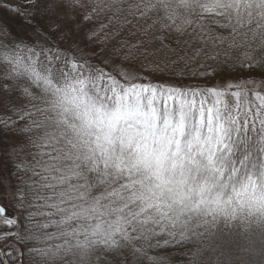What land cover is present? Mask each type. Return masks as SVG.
Here are the masks:
<instances>
[{"label":"snow or ice","instance_id":"snow-or-ice-1","mask_svg":"<svg viewBox=\"0 0 264 264\" xmlns=\"http://www.w3.org/2000/svg\"><path fill=\"white\" fill-rule=\"evenodd\" d=\"M0 7L30 33L0 28V200L17 213L0 203V264H168L194 223L264 220V171L227 158L229 129L264 134V0Z\"/></svg>","mask_w":264,"mask_h":264},{"label":"trees","instance_id":"trees-1","mask_svg":"<svg viewBox=\"0 0 264 264\" xmlns=\"http://www.w3.org/2000/svg\"><path fill=\"white\" fill-rule=\"evenodd\" d=\"M256 82L260 83L259 77ZM229 91L235 89L229 88ZM228 142L227 158L239 170L241 178L257 169L264 171V134L229 129ZM7 208L9 215L17 214L12 206ZM184 249L186 257L173 247L157 255L167 258L168 264H184V260L187 264H264V220L225 221L221 218L206 224L194 223L189 228ZM109 262L122 264L123 257H109L104 264Z\"/></svg>","mask_w":264,"mask_h":264},{"label":"rangeland","instance_id":"rangeland-1","mask_svg":"<svg viewBox=\"0 0 264 264\" xmlns=\"http://www.w3.org/2000/svg\"><path fill=\"white\" fill-rule=\"evenodd\" d=\"M3 3V0H0V4ZM0 28H3L6 32H10L12 36H19V35H30L28 29L23 25L22 20L19 16L13 14L8 10L6 7H0ZM229 85L231 86L230 88L232 89H237V86L248 90H254V91H260L261 90V84L256 82V83H245L244 79L240 80H229L226 84L221 85L219 81L216 82L217 87H224L228 88ZM5 115L3 110H0V117H3ZM4 143H11L12 140L9 138H3ZM3 169V164H0V175H6L2 171ZM3 189H0V192H2ZM0 203H4L7 207L12 206V201L11 198L7 201L0 200ZM13 207V206H12ZM14 208V207H13ZM15 209V208H14Z\"/></svg>","mask_w":264,"mask_h":264}]
</instances>
